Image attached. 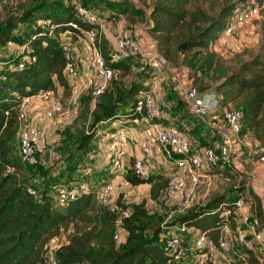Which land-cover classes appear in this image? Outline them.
<instances>
[{
  "label": "trees",
  "instance_id": "obj_1",
  "mask_svg": "<svg viewBox=\"0 0 264 264\" xmlns=\"http://www.w3.org/2000/svg\"><path fill=\"white\" fill-rule=\"evenodd\" d=\"M62 1L64 0L44 1L26 9L20 17L0 24L2 49L8 41H12L16 48L27 46L30 50L22 69H10L14 63L13 50L10 54L0 55L1 61L9 67H5V80L0 78V264H49L44 249L46 241L72 223H90L88 213L90 210L95 211L98 203L94 198V188H91L89 194L75 197L65 205L58 206L52 197L53 180L43 188L31 182L18 144V113L23 99L33 97L40 90L56 91V86L65 91L71 90L64 75L66 60L60 36L66 32L74 33L70 27L74 22L87 30H100L99 24L77 20L73 7L75 1L71 6ZM232 2L233 0H156L146 15L141 8H134L131 2L123 1L119 3V13L124 16L145 17L146 26L143 30L153 39L157 53L168 65L181 64L188 70L208 75L219 68L218 56L210 47L220 38L233 11L245 6H264V0ZM114 16L115 14L108 15L109 21ZM98 45L100 55L113 70L114 76L97 98L93 110L90 108L91 97L85 101V111L90 115L91 125L88 133L80 132L78 135V148L83 154L90 151L100 129L110 133L113 128L109 127L114 122H127L137 117L140 97L152 93L145 81H134L126 87L122 86L120 80L129 73L132 60L110 63L113 49H109L107 39L99 33ZM242 93L247 95V99L244 100L243 108L237 109L242 110L244 115L240 137L258 126H264V37L255 54L242 61L235 71L226 73L215 91L222 106H227L229 100ZM178 106L180 108L184 104L179 101ZM192 117L197 119L193 115ZM125 177L132 186L150 185L152 199L156 198L162 186L160 183L165 179L164 175H150L149 178L142 179L136 177L130 169ZM237 198L232 194L213 196L206 204L191 207L167 226L185 225L189 230H197L217 242L225 225L234 228V216H226L224 213L235 208ZM120 200L121 196L117 200L118 205L126 207ZM254 200L257 203V215L262 222L260 203L257 198ZM101 206L106 208L110 218L116 219L107 206ZM131 217L138 221L140 218H149L142 205L133 206ZM133 228L134 226L130 228V236ZM161 233L162 229L155 231L149 238H138L132 243H129L131 238L128 236V242L117 249L113 248L111 238L106 242L109 247L101 250L91 247L92 239L89 234L82 237L72 234L68 237L67 244L54 253V261L56 264H216L195 259L169 263L170 257L161 247ZM184 238L193 240L188 233ZM195 255L207 256L208 251L197 250ZM260 259L261 253L254 249L244 250L238 258L246 264H259Z\"/></svg>",
  "mask_w": 264,
  "mask_h": 264
},
{
  "label": "rangeland",
  "instance_id": "obj_2",
  "mask_svg": "<svg viewBox=\"0 0 264 264\" xmlns=\"http://www.w3.org/2000/svg\"><path fill=\"white\" fill-rule=\"evenodd\" d=\"M44 1L53 0H0V24L8 19L20 17L26 9L35 7ZM74 1L81 3L83 7L104 22L109 21V12L116 13L114 18L110 20L111 24L106 27L109 34L113 35V39L108 42L109 49H111L114 47L116 40L121 36L119 32H129L138 25L143 29L145 24L144 16L143 18H139L140 16L121 15L119 13V3L123 1L131 2L134 8H141L147 15L156 0H64L62 3L71 6ZM236 1L237 0H233L232 3ZM22 26L24 27V24H22ZM98 33L105 37L100 30H98ZM20 36H22V31L20 32ZM263 37L264 6H261V10L254 20L238 28L229 38L222 37V41L211 48V51L218 56L217 65L219 68L215 72L203 75L201 72L188 70L181 64L175 66L169 65L167 69L172 72L174 79V81H172L169 73L166 71L152 73L149 70H141L140 66L136 63V58H134L130 62L131 69L129 73L121 78L120 82L122 86L126 87L134 81H144L145 79H153V77L160 76L161 78H165L160 88L163 89V87L166 86L165 82H168L171 88L168 98L172 99L174 102L180 101L179 98L181 94H184L190 86L196 87L200 92L209 91L215 93L221 78L226 75V73L235 71L242 61L250 59L257 51L259 42ZM77 40L78 39L75 38V42ZM79 41L81 43L83 42V44L85 43L87 47L85 39L81 38ZM80 42L77 43L80 44ZM70 46L75 57L76 49L72 47V45ZM5 47L13 50V57L16 55L19 56L21 49L15 46L7 47L5 45ZM2 48L3 47H0V55H3ZM97 50L100 51L98 44ZM78 69L80 72H83L81 68L78 67ZM4 70L7 69L4 68ZM184 71L186 72L185 74L183 73ZM2 74L3 73L0 72V75ZM182 76L190 79L189 86L187 84L181 86V82H183ZM80 82L82 84L79 86L76 93L73 92L72 88H70V91H65L56 86V98L60 104L61 112L67 114L63 122L59 125L47 127L45 130H43V125L41 128L36 127L42 131L41 145L45 150V154L40 158L39 164L36 167L32 168L27 165L26 169L29 173L28 176L31 178V182L41 188L45 187L51 180H53V191H56V188L60 185L67 186L71 183H87L91 187H95L98 183L100 184L101 182H106L108 179L113 178V174L109 171L110 166L108 165V133L100 129V132H97V137H95V141L92 142L91 149L87 154H83L78 148L79 133H88L91 125L90 115L89 113L87 114V110L85 111V107L87 108L85 101L88 97H91L90 92L85 88L82 78ZM165 91H167V89H165ZM246 99L247 95L242 93L239 97L229 100L227 106H222L220 104L219 106L222 108L226 107V109H242L244 100ZM152 103L155 105L157 113L159 109L164 111L162 113V119L168 122L171 117L170 113L172 109L166 104H163L155 94L152 95ZM38 105H41L39 107L41 111L45 108L42 104ZM90 108L93 110L91 103ZM176 125L178 124L175 123V126ZM154 133L153 129H149L146 136L154 138L156 136ZM211 142L208 144H201L200 146L212 147ZM263 156L264 126H258L257 129L240 137L239 141L232 146L230 160L231 166L235 168V170L227 167H215L207 169L206 172H200V174L207 176V178L200 177V183L196 186L191 196L189 208L185 210H182L178 200L173 198L164 200L161 198V191L165 189L168 183L167 178L160 183L162 186L159 188V192L155 199H152L150 196V189L142 185L132 186L130 188L118 187L119 189H115L116 191L114 190L113 197L119 194L125 196L124 203L129 211L130 217L121 221H118L117 218H110L111 216L109 217L105 211L106 208L97 203L94 208L95 211L90 210L88 213L91 220L90 223H72L67 228H61L57 234L46 241L44 246L49 255V261H51V253L54 251V245H66L68 237L72 234H76L79 237L89 234L92 239L91 247L94 250H101L106 248V246L108 248L109 244L106 242L112 238L114 242L112 243L113 248L117 249L119 246H123L128 242L127 238L130 236V228L133 226L134 228L130 236L131 241L129 243H132L133 240L136 241L138 238L151 237L152 234L155 231H159L163 225H169L193 206H202L206 204L213 196L232 194L234 196L240 195V197L246 198L247 193L253 196L251 193V191L253 192V188L250 178L251 176H257L259 172L255 166L256 164L264 168V161L261 160ZM128 162L129 164L127 162L125 163L127 169L132 165V161L129 160ZM169 163L168 167H172L171 163ZM240 168L243 172L239 170ZM41 178H44L45 181L41 180ZM244 183L248 184V192L242 187ZM238 187L241 188L239 189ZM189 188L190 184L187 181V189ZM52 197L54 198V192H52ZM135 205H142L149 218H140V221L133 220L131 213ZM115 234L120 235L117 241L114 240ZM188 234H191L194 240L200 235V232L190 229ZM227 242L230 248L228 253L207 255L206 258L201 259V261L227 264L229 258H231V261L237 260L245 249L238 244L234 237H229Z\"/></svg>",
  "mask_w": 264,
  "mask_h": 264
},
{
  "label": "built area",
  "instance_id": "obj_3",
  "mask_svg": "<svg viewBox=\"0 0 264 264\" xmlns=\"http://www.w3.org/2000/svg\"><path fill=\"white\" fill-rule=\"evenodd\" d=\"M73 7L79 22L100 25L101 20L83 7L81 3L75 1ZM260 10L261 7L253 5L233 11L222 32L223 36H232L238 28L254 20ZM145 26L146 24H144V27ZM70 27L75 32L66 33L70 36H77V38L84 37L87 42L89 53L84 59L85 69L83 72H80L71 46L66 42H62L61 48L66 60L64 75L74 93L78 91L79 86L82 84L80 82L82 78L85 88L90 92L91 104L94 108L97 98L107 88L114 76V72L107 66L105 60L97 50V30L81 28L77 22L70 24ZM6 46L12 47L14 43L8 41ZM112 49L110 53V63L129 59L133 60L136 58V63L143 71L149 70L152 73H156L168 70V62L157 52L140 56L136 37L130 33L121 35L116 40ZM29 52V48L23 46L19 52V56H14V63L10 66V69H22L25 64L24 60ZM5 67H7L6 63L0 59V72L3 73L0 75V78L2 80H5L6 77ZM56 95V92L51 89L40 90L33 97L24 98L20 105L18 113V144L20 155L25 165L36 167L39 164L40 158L45 154V150L41 145L42 131L30 125L27 112L31 104H42L45 108L36 116V122L44 126L43 130L47 127L61 124L67 114L61 112ZM185 98L190 113L199 119H203L209 112L214 110L219 101L215 93L209 91L200 92L193 86L188 87ZM137 113L138 116L127 121L124 126L119 122L116 127H113V131L108 133V165L110 166L109 171L113 174V178L108 179L106 182H101L103 183L101 185L98 183L95 187H91L87 183H71L67 186H58L56 191H53V199L58 206L65 205L70 199L75 197L87 195L90 193L91 188H94L95 200L99 204L107 206L110 212L115 214L118 221L128 218L129 211L127 208L117 203V200L121 196L120 203L125 205V196L119 194L113 197V194L114 190L120 187H132L131 183L125 177L128 169H130L136 177L142 179L149 178L150 176L140 159H134L132 165L128 169L125 165L126 154L124 146L129 142L127 131L140 125L147 126L154 130L157 143L163 155L172 165V170L167 174V186L161 191V198L164 200L176 198L182 210L189 208L193 191L200 183V170L204 166L209 168L227 167L235 170V168L231 166L230 153L232 146L240 139L239 131L243 124L244 117L242 110L232 108L225 110L223 113L224 129L222 133H220L219 147L217 150L213 148H203L201 151H194L188 141L182 137L180 130L175 126L161 127L156 122V107L152 103V93L140 97L137 104ZM112 125H114V123ZM230 134L233 135L231 140L229 139ZM142 152L146 155L149 154V147L147 145L143 146ZM261 160L264 161V156ZM41 180H43V178H41ZM187 181L190 184L189 189H187ZM242 187L248 192V184L244 183ZM224 215L234 216V228L225 225L220 231L219 240L217 242L202 233L194 240H185L184 237L189 231L188 227L185 225H175L173 227L163 225L161 227V247L163 252L169 255V263L180 262L182 260L193 261L194 259L196 261H201V259L206 258V255H195L197 250L201 249L207 250L208 255L216 253L226 254L230 248L225 237L232 236L243 249H254L260 252L261 259L259 264H264V230L257 220V203L254 198L248 193L246 194V198L240 197L239 195L235 202V208L232 211H226ZM119 238V234L114 235V240L117 241ZM62 246L64 245H54V251L51 253V261H49V255L44 246L49 264H56L54 261V253ZM227 264L246 263L240 262L237 259L229 261Z\"/></svg>",
  "mask_w": 264,
  "mask_h": 264
},
{
  "label": "crops",
  "instance_id": "obj_4",
  "mask_svg": "<svg viewBox=\"0 0 264 264\" xmlns=\"http://www.w3.org/2000/svg\"><path fill=\"white\" fill-rule=\"evenodd\" d=\"M133 5V4H132ZM115 14L109 12L108 15ZM100 32L105 36L108 42H110L113 39V35H110L107 31L106 27L111 24V21H100ZM144 28V27H143ZM122 35L123 33H132L136 37L138 46H139V55L145 56L150 55L154 52H157L155 49V42L153 39L145 32L139 25L135 26L132 30L129 32H119ZM75 36H70L68 33H65L60 36V40L62 42H66L68 45H72V47H75V58L76 63L79 68L83 71L85 69V62L84 59L88 54L87 47L85 46V43H81L79 40L81 38L85 39L84 37H78V40L75 42ZM223 34L220 35V38L210 47V50L212 47L216 46L217 43H220L222 41ZM229 38V37H224ZM77 42H80L78 44ZM115 44V43H114ZM11 49L10 48H4L3 54L7 53L10 54ZM84 57V59H83ZM169 73V76L171 77V80L174 81L172 72L170 70H165ZM186 73L185 71L183 72ZM165 78H161L160 76L153 77V79H145V84L150 87V90L152 92V95H156V97L163 103L166 104L168 107H170L171 113H170V119L168 122H165L162 118V113L164 112L162 109H159L158 113L156 110L155 117L156 122L161 127H169V126H175L179 128L182 137L188 141L191 148L194 151H201L203 148H213L216 149L219 147L220 144V133H222L224 129V121H223V113L226 109V107H220L219 102L218 105L214 110L208 113L207 116H205L203 119H195L192 117V114L190 113V109L188 108L186 104V92L181 94L180 96V103L183 102L184 106L180 107L178 106V102H174L172 99H169L168 96L170 94L171 88L166 83V86L163 87V89L160 88L161 83H163ZM181 86L187 84L190 85V79L186 78L185 76H182ZM159 86V87H157ZM167 89V91H165ZM182 101V102H181ZM41 105L38 104H31V107L29 108L27 112L28 120L30 124L34 127L41 128L42 125L36 122V116L42 112L39 110V107ZM187 110V111H186ZM190 117H189V115ZM186 115V118H183V116ZM188 115V117H187ZM120 121L114 122V125L110 126L109 129H112L114 126L119 123ZM122 123V126L126 124V122H120ZM136 128V129H135ZM44 129V127H43ZM149 127L147 126H136L133 127L131 130L127 131V134L129 136V142L124 146L125 151V160L129 164V160L132 161L134 159H140L143 162V165L145 169L149 172L150 175H161L165 176L164 178H167V174L172 170V167H168V161L163 155V152L157 143L156 136L153 138L151 136H146L147 131H149ZM100 132V131H99ZM107 133V132H106ZM155 134V133H154ZM233 138V135L230 134L229 139L231 140ZM107 139V138H106ZM212 141V142H211ZM211 142L212 147H201V144H208ZM147 145L150 149L149 154H144L142 152V147ZM170 164V163H169ZM107 166V165H105ZM257 170L259 172L257 173V176H251V186L253 188V194L254 198H257V201L260 203L259 211L262 213V222H260L259 217L257 215V220L261 226V228L264 230V168L256 164ZM209 167L204 166L200 172H206ZM241 172V168L239 169ZM200 177H205L202 174H200ZM104 181V180H103ZM150 189V185H142ZM116 191V190H115ZM176 199V198H173ZM177 200V199H176ZM258 212V210H257ZM232 236H226L225 239H227ZM229 261H231V258H229Z\"/></svg>",
  "mask_w": 264,
  "mask_h": 264
}]
</instances>
